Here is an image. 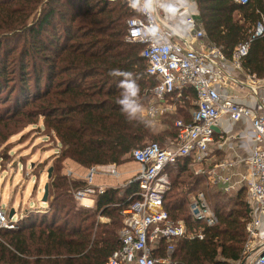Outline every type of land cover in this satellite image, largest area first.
Segmentation results:
<instances>
[{
    "label": "trees",
    "instance_id": "trees-1",
    "mask_svg": "<svg viewBox=\"0 0 264 264\" xmlns=\"http://www.w3.org/2000/svg\"><path fill=\"white\" fill-rule=\"evenodd\" d=\"M195 1L209 42L222 48L228 59L264 17V0L247 5L233 0ZM42 2L0 0V105L10 102L0 108V144L16 134L25 120L42 117L64 149L53 165L49 213H29L17 222V229H0V264H106L121 246V211L139 198V184L107 188L95 197L94 206L85 207L74 195L86 182L63 174L64 162L71 160L85 169L120 166L150 138L155 140L151 143L168 146L176 140L178 129L172 126L155 134L142 112L129 118L118 103L124 78L110 75L113 70L133 74L141 108L154 101L157 80L147 73L142 46L126 42L128 21L140 17L139 12L106 0ZM41 5L39 17L29 23ZM244 69L264 78V36L252 41ZM169 97L175 115L180 116L172 117L174 124L190 123L195 92L185 89L164 100ZM195 166L192 158L185 157L169 168L171 186L164 209L172 222L202 231L204 238L174 242L172 262L237 264L248 240L247 191L226 193L211 185L205 174L196 173ZM200 192L218 218L214 226L192 216L190 195ZM100 217L110 221L102 223ZM168 245L161 240L155 255L165 256Z\"/></svg>",
    "mask_w": 264,
    "mask_h": 264
},
{
    "label": "built area",
    "instance_id": "built-area-1",
    "mask_svg": "<svg viewBox=\"0 0 264 264\" xmlns=\"http://www.w3.org/2000/svg\"><path fill=\"white\" fill-rule=\"evenodd\" d=\"M48 0H43L47 3ZM121 2L140 17L128 21L126 42L142 46L141 56L147 62V73L157 80L153 90L157 102L152 101L142 110L149 119L163 113H171V106L164 98L185 89L196 94L192 121L175 123L177 138L166 147L153 142L134 149L131 159L140 165L139 172L130 182L139 184L138 197L121 211L124 228L120 232L121 246L106 264H173V243L180 239L204 238L202 231H190L185 223L172 222L164 209V197L171 186L168 170L181 158H192L202 166L198 174H205L213 185L224 192L232 193L245 188L251 218L246 224L248 240L242 260L237 264H264V78H258L244 69V60L249 54L253 40L264 36V17L254 27L250 39L240 44L228 59L222 48L211 44L202 23L198 19L195 0H106ZM247 5L251 0H233ZM230 67L241 72L244 79L236 80ZM232 82L247 88L256 98L253 108L238 103L227 94ZM233 123L249 125L251 134L242 132L241 138L248 143L249 154L235 161H224L212 169H203L208 158L210 144L214 141L221 118ZM59 155V152H56ZM244 168L239 183L232 181V172ZM86 176L77 177L73 170L66 175L82 179L86 186L75 192L81 205L106 191L104 186L93 184L94 175L106 174L118 178L116 165L97 166L87 169ZM190 208L195 220H203L208 226L218 223L215 212L210 208L205 194L190 196ZM83 206V205H82ZM102 223L110 220L100 217ZM18 220L0 212V229H17ZM161 240L169 243L165 256L157 257L154 249Z\"/></svg>",
    "mask_w": 264,
    "mask_h": 264
},
{
    "label": "rangeland",
    "instance_id": "rangeland-1",
    "mask_svg": "<svg viewBox=\"0 0 264 264\" xmlns=\"http://www.w3.org/2000/svg\"><path fill=\"white\" fill-rule=\"evenodd\" d=\"M41 7L42 5L33 12L29 23L39 17ZM4 100H7V98ZM151 100L157 102L158 98L154 97ZM170 100L171 97L165 99L166 103H171ZM190 102L194 104V100H190ZM9 103L8 101L5 105H9ZM5 105H0V108ZM28 108V110L31 109L30 107ZM144 108L142 107L140 112ZM171 111L170 114L173 115L168 117L150 119L149 122L153 133L160 134L172 126L175 127L174 120L179 119L180 116L175 115V109L171 108ZM172 117H175V119L172 120ZM25 123L16 134L0 144V212H4L9 217L14 212L13 217L18 221L29 213H49L48 203L43 202L45 185L50 184L48 170L53 168L56 157L64 149L56 135L45 128L42 117L31 122L25 120ZM151 141L155 140L150 138L147 143H151ZM56 152H59V155H56ZM201 168L202 166L200 165L194 167L196 171ZM139 169L140 165L138 163L127 159L126 163L117 166V171L120 174L118 178L97 173L94 175L93 184L95 186L121 184L116 188L122 187L133 179ZM203 169L206 170L208 168L204 166ZM68 170H74L77 177L86 176L88 173L87 169L77 166L71 160L64 162L63 174H66ZM208 182L213 185L209 179ZM48 200H51L49 194ZM82 205L92 207L93 201L85 200ZM260 231L263 237L264 226Z\"/></svg>",
    "mask_w": 264,
    "mask_h": 264
},
{
    "label": "crops",
    "instance_id": "crops-1",
    "mask_svg": "<svg viewBox=\"0 0 264 264\" xmlns=\"http://www.w3.org/2000/svg\"><path fill=\"white\" fill-rule=\"evenodd\" d=\"M230 72H233L236 80L241 82L244 79V75L241 72H237L231 67ZM227 94L232 95L235 100L242 105L250 108L256 106L257 98L247 88L241 86L239 83L232 82L230 84L229 90L227 91ZM171 107L174 109V105H172ZM217 128L220 130V132L216 133V135L214 136V141L210 144L208 158L204 164V166L208 169H212L221 162L235 161L244 158L249 154L248 143L250 145L251 142H247L246 140H243L241 138L242 132H248L251 134V129L248 124L244 122L233 123L227 117H223L221 118ZM76 165L79 166L78 164ZM244 173V168L234 170L232 172V181L235 183H239L241 175ZM83 177L84 176H82V178ZM118 185L121 184H104L97 186L111 188L117 187Z\"/></svg>",
    "mask_w": 264,
    "mask_h": 264
},
{
    "label": "clouds",
    "instance_id": "clouds-1",
    "mask_svg": "<svg viewBox=\"0 0 264 264\" xmlns=\"http://www.w3.org/2000/svg\"><path fill=\"white\" fill-rule=\"evenodd\" d=\"M137 3L138 0H133L132 6L136 7ZM110 75L124 78L120 82V87L124 91L122 93V98L118 101V103L122 106L123 112H125L129 118H135L137 113L141 111V107L135 99L139 92V86L136 83V80L133 79V74L130 72L113 70Z\"/></svg>",
    "mask_w": 264,
    "mask_h": 264
},
{
    "label": "water",
    "instance_id": "water-1",
    "mask_svg": "<svg viewBox=\"0 0 264 264\" xmlns=\"http://www.w3.org/2000/svg\"><path fill=\"white\" fill-rule=\"evenodd\" d=\"M214 131L216 132V133H219L220 132V130L216 127V128H214ZM52 170H53V168H50L49 170H48V180H50L51 179V177H52ZM48 194H49V184H46L45 185V188H44V196H43V202H47V200H48ZM13 215H14V212H12L11 214H10V218H12L13 217ZM264 254H262V256H263ZM243 264H244V262H243Z\"/></svg>",
    "mask_w": 264,
    "mask_h": 264
}]
</instances>
